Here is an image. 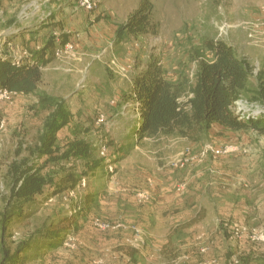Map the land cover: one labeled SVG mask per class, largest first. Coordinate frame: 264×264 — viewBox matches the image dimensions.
<instances>
[{
    "label": "rangeland",
    "instance_id": "1",
    "mask_svg": "<svg viewBox=\"0 0 264 264\" xmlns=\"http://www.w3.org/2000/svg\"><path fill=\"white\" fill-rule=\"evenodd\" d=\"M54 1L0 0V59L20 65L40 58L50 39L56 47L35 93L0 101V264H9L6 255L20 260L13 264H233L235 256L239 264H264L263 132L215 124L193 138H147L152 141L139 145L146 154L145 171L133 174L127 168L140 159L131 135L140 122L130 96L133 77L150 60L159 61L171 83L193 85L198 59L213 60L205 41L222 40L249 64L251 89L264 87V0H149L158 33L121 39L118 28L143 0H70V8L105 35L94 55L86 56L83 74L77 72L83 48L79 40L71 42L69 32L66 37L53 33L35 50L37 40L26 36L32 27L57 22L60 7H53ZM84 3L94 8L88 11ZM87 87L91 92L85 97ZM253 96L235 103L238 114L255 119L263 114L264 104L251 101ZM86 99L96 101V107L87 106ZM60 103L71 121L57 134L55 154L40 158L35 154L46 120ZM73 141L88 144V158L51 160L62 157ZM182 157L193 159L176 167ZM26 165L38 169L47 184L34 199L15 200V178ZM69 173L81 177L75 196L72 190L55 194ZM138 193L149 200L137 203ZM203 212L205 220L183 228ZM70 213L77 217L68 235L61 230L68 224L60 220ZM96 220L108 230L96 227ZM118 223L123 228L116 229ZM56 232L71 236L75 249L65 246L67 239L45 250L21 248L39 246ZM132 247L138 250L134 258L127 254Z\"/></svg>",
    "mask_w": 264,
    "mask_h": 264
},
{
    "label": "trees",
    "instance_id": "2",
    "mask_svg": "<svg viewBox=\"0 0 264 264\" xmlns=\"http://www.w3.org/2000/svg\"><path fill=\"white\" fill-rule=\"evenodd\" d=\"M157 33L158 25L153 20V5L149 0H143L139 8L118 28L117 37L121 39L125 35L139 36ZM205 48L213 55V60L198 59L193 85L182 82L171 83L166 79L164 68L156 59L150 60L146 69L133 77L130 96L140 115V122L133 126L135 132L131 135L136 136L137 140L171 136L193 138L209 131L215 124L236 132L254 129L264 133V113L255 119L251 114L244 117L235 110V103L250 94L254 95L251 101L264 104V87L261 86L263 83L251 89V68L246 61L237 57L232 45L222 40H207ZM55 52V41L50 39L43 48L40 58L35 61L25 60L20 65H16L11 59H0V90L11 94L35 93L43 80V69L52 63ZM47 54H50V59H45ZM185 95L186 101H181ZM70 121L71 115L66 105L58 104L46 120L45 130L40 139L41 145L35 155L40 158L43 156L51 158L57 150V134ZM89 154L88 144L84 141H73L67 145L62 157L51 160H69L72 157L86 159ZM18 172L13 199L29 201L37 194L43 193L47 181L38 169L34 170L33 166L26 165ZM80 180L79 175L69 173L60 180L54 193L62 194L68 190H74ZM86 201L90 203L92 198L88 197ZM68 215L71 216L62 218L60 224H68V227H63L61 230L69 235L77 215L74 213ZM205 218L206 213L203 212L183 228L194 226ZM59 234L56 232L54 236H47L45 241L38 243L39 246L25 244L21 248L24 251L34 248L45 250L53 244H62L67 238H62ZM171 243L170 240L168 245ZM128 251L127 254L131 258L138 253V250L133 247ZM6 260L10 261L9 264L20 261L10 258L9 255H6Z\"/></svg>",
    "mask_w": 264,
    "mask_h": 264
},
{
    "label": "crops",
    "instance_id": "3",
    "mask_svg": "<svg viewBox=\"0 0 264 264\" xmlns=\"http://www.w3.org/2000/svg\"><path fill=\"white\" fill-rule=\"evenodd\" d=\"M70 0H55L54 2H52V6L55 7L58 5V7H60V11L57 13V22H53L52 24H44L40 27H32L28 30L27 33H29L26 36H33L35 39V41L37 40L36 44L33 43L32 47L34 48V50L36 49L37 45H41L40 43H42L43 41H46L50 36H52V34L54 33L55 35H61L63 33L69 32L72 36H69V38L72 40H78L80 41V45L83 48V55H84V61L81 62L77 68V72H81L80 74H83L86 70L84 68L85 63L88 62V55H94L93 53H95V49L96 47H98L97 42L98 41H104V33L103 31L100 30H96L94 29L96 27V25L92 26L93 28L89 27V22L86 18V16H84L83 14H78L75 13L73 11L72 8H70V4H69ZM77 4V2H76ZM78 6V5H77ZM52 9V8H51ZM75 13L76 15L71 16V13ZM93 21V20H91ZM105 32V31H104ZM66 35V34H65ZM64 35V36H65ZM66 37V36H65ZM78 38V39H77ZM68 43V42H67ZM44 44V43H43ZM42 44V45H43ZM30 56H33L32 54H30ZM87 56V57H86ZM95 64H91V66L89 67V71L92 73L94 72V67ZM84 69V70H83ZM83 70V71H82ZM51 73V72H50ZM48 73V74H50ZM51 75V74H50ZM84 76V75H83ZM264 78V76H263ZM264 80V79H263ZM87 90H83V94L86 97V93L91 92V87H87ZM66 98V97H65ZM87 102H89L87 104V106L90 105V107H96L97 102L93 103L91 101H89L88 99H86ZM69 103L73 104L75 103V98H69ZM85 105H83L84 107ZM131 130V128H129ZM131 134V133H129ZM129 137V135H128ZM135 140L138 141V145L136 146V149L139 150V145L141 143H144L146 141H152V140H148L147 138H144L143 140H137L136 136ZM165 137H160L157 138V140L159 141V139H162ZM146 154H144L143 150H139V154L137 155V157L140 156L139 160H131L132 162H130L127 166V168L130 169V171L133 172V174H139L141 171H145L144 166H148L146 165ZM143 173V172H142ZM141 173V175H142ZM205 220V219H204ZM170 239H168V243H169ZM172 241V240H171Z\"/></svg>",
    "mask_w": 264,
    "mask_h": 264
},
{
    "label": "bare ground",
    "instance_id": "4",
    "mask_svg": "<svg viewBox=\"0 0 264 264\" xmlns=\"http://www.w3.org/2000/svg\"><path fill=\"white\" fill-rule=\"evenodd\" d=\"M85 1H86V0H85ZM84 6H87L88 11H90V10H92V9L94 8V7H92V5H90V4H88V3H84V5H81L82 8H83ZM1 53H2V51H0V54H1ZM13 58H14L15 62H17V63L20 62V57H19V56L14 55ZM0 92H1V94L4 95V99L12 95L11 93H8V92L5 91V90H0ZM1 100H2V99H1ZM1 100H0V101H1ZM241 104H242V103H240V106H241ZM242 107H243V110H245L244 108H248L247 106H242ZM246 111H248V110H246ZM104 149H105V148H104ZM104 151H106V149H105ZM192 159H193V158H187V157L179 158V159L176 161L175 166H176V167H178V166H182L183 164L189 162V161L192 160ZM69 194H70V196L73 197V196H75V191L72 190ZM137 199H138V201H140V202L142 203V202H146V201H148V200H149V197H148V195H146L145 193H138V194H137ZM95 226L98 227L101 231H107V230H108V225L102 224V223H101L100 221H98V220L95 221ZM115 228H116V229H121V228H123V225H122L121 223H118V224L116 225ZM241 230H242V229H241ZM133 231H134V234L137 236V238H139L140 235H141V232H140L138 229H136V228H134ZM246 233H248V232H246ZM73 241H74V239L71 238V236H68V239L66 240L65 246H67L68 248H71V249H75V244H74ZM135 241L138 242V239H136ZM76 246H77V245H76ZM202 252L205 253V252H206V249H203ZM239 263H240V261H239L238 257H237V256L233 257V264H239Z\"/></svg>",
    "mask_w": 264,
    "mask_h": 264
},
{
    "label": "built area",
    "instance_id": "5",
    "mask_svg": "<svg viewBox=\"0 0 264 264\" xmlns=\"http://www.w3.org/2000/svg\"><path fill=\"white\" fill-rule=\"evenodd\" d=\"M1 99H4V95L3 94H1V92H0V100ZM137 203H139L140 204V201H137Z\"/></svg>",
    "mask_w": 264,
    "mask_h": 264
},
{
    "label": "water",
    "instance_id": "6",
    "mask_svg": "<svg viewBox=\"0 0 264 264\" xmlns=\"http://www.w3.org/2000/svg\"><path fill=\"white\" fill-rule=\"evenodd\" d=\"M259 112L264 113L263 111H259Z\"/></svg>",
    "mask_w": 264,
    "mask_h": 264
}]
</instances>
